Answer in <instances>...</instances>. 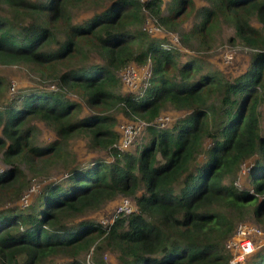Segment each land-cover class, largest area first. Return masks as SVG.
<instances>
[{
    "label": "trees",
    "instance_id": "obj_1",
    "mask_svg": "<svg viewBox=\"0 0 264 264\" xmlns=\"http://www.w3.org/2000/svg\"><path fill=\"white\" fill-rule=\"evenodd\" d=\"M199 1L165 12L163 0H0V64L49 85L3 98L0 77V264H107L102 250L117 264H230L238 224L264 230V0ZM147 14L197 51L230 29L228 43L251 49L247 68L232 79L206 68L145 31ZM147 61L149 85L127 91L121 70ZM166 108L183 114L157 128ZM119 115L147 123L130 150L118 148ZM41 125L54 136L38 140ZM119 197L134 210L102 226L92 214ZM237 264H264V244Z\"/></svg>",
    "mask_w": 264,
    "mask_h": 264
},
{
    "label": "rangeland",
    "instance_id": "obj_2",
    "mask_svg": "<svg viewBox=\"0 0 264 264\" xmlns=\"http://www.w3.org/2000/svg\"><path fill=\"white\" fill-rule=\"evenodd\" d=\"M163 1H164L163 7L166 12L167 3L170 0H163ZM198 4H200V1L196 0V5ZM191 20H192L191 17L187 18L183 23V27L184 28L189 27ZM229 30L230 29L225 28L222 32L217 33L214 42H212L211 48L208 50H200V51H197L196 49L188 48L186 45H184L181 42L179 32L173 31L175 32L174 34H177L179 36V39L181 42L180 44L175 45V48H176L175 50H181L183 52H186L187 54L194 55V56H201L203 59L202 62L206 65V68L220 69L222 70V72H224V75L228 77V79H232L233 77L241 74V72H243L247 68L249 64L251 49L248 47H243L238 44L228 43V41L226 40V35L227 33H229ZM229 56H232V59L226 60L227 58H229ZM0 77H2L5 82L3 98L13 97L17 95L18 93H21V91L27 87H49L48 84H43L42 80H40L37 76H35L28 66L23 65V64L21 65H1L0 64ZM122 90L124 91L123 88ZM3 98L0 99V107L3 102ZM259 110L261 112L260 126L262 130V134H264V101L261 104ZM182 114L183 113H177L173 111L171 108H166L165 110L162 111V114L156 119V121L153 122V124L155 126L160 125L161 122L159 121V119L168 118V120L164 119V123H165L164 128H167L168 126H171L174 123V121H176ZM126 121H128V119L119 115L117 130ZM53 136L54 135L50 130H48L47 128H44V126L41 125V134L38 135L39 137L38 140H40V138L50 139ZM143 137L145 136L143 135ZM209 144H210V141L206 140L205 148H207ZM74 151L76 155L80 158L90 155L89 152L86 150L84 142L80 140H77L75 142ZM104 154H105L104 152H101V155H103L102 156L103 158L110 159V160L112 159L111 157L108 158V156ZM202 157L203 155L201 156V158ZM4 168H5V165L3 164L1 160V156H0V172H2ZM246 173H247V165L241 168L240 177L244 178ZM63 174L64 172L62 171H59V172L53 171L49 176L52 178V180H54L56 178H59ZM41 180L42 179H38V178L32 179L30 190H28L26 194L20 200L19 204L22 207H24L25 205L29 203V201L34 199L35 195L39 192V189L41 186ZM42 182H44V180ZM238 183L241 184L240 180H238ZM248 187L251 189V184H249ZM120 198L121 197H119L115 201L110 202L109 204L104 206L102 209L93 213L92 217L104 227L112 224L114 220L113 217L115 215V208ZM243 223L256 226L263 231V234H261L260 236H257L256 238H251L252 241L255 242V246H257L256 248L263 245L264 244V230L259 225H257L255 222L251 220L245 221ZM88 257H86V261L87 260L89 261ZM99 257H101V259L107 264H117L116 258L113 255H111L110 251L108 250L100 251ZM247 257H248V254L245 257L243 256L244 260L240 262L238 261L235 264L243 263V261L247 260Z\"/></svg>",
    "mask_w": 264,
    "mask_h": 264
},
{
    "label": "built area",
    "instance_id": "obj_3",
    "mask_svg": "<svg viewBox=\"0 0 264 264\" xmlns=\"http://www.w3.org/2000/svg\"><path fill=\"white\" fill-rule=\"evenodd\" d=\"M139 1L145 3L148 0ZM143 29L149 34H156L158 36L168 38V40L174 45L181 43L179 36L177 34H174L175 32L160 24L157 19L151 14H147L143 23ZM229 59H232V56H229V58H227L226 60ZM151 74L152 68L150 61H147L143 64L129 63L121 70L120 79L122 86L127 91L136 93L144 91L146 89V87L149 85ZM164 119L168 120V118ZM164 119H159L161 123L160 125L156 126L159 128H164ZM146 125L147 123L144 121H140L139 123L130 121L122 124L119 127L121 139L118 148L122 151L130 150L136 138ZM133 210L134 206L131 200L125 197H121L116 205L115 215L113 219H115L119 215H127ZM261 234H263V231L256 226L247 223L239 224L235 230L234 235L226 242V248L229 249L233 254V258L230 261V264H235L238 261L240 262L244 260L243 256L245 257L247 254L254 251L257 246H255V242H253L251 238H256Z\"/></svg>",
    "mask_w": 264,
    "mask_h": 264
}]
</instances>
